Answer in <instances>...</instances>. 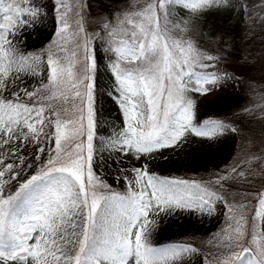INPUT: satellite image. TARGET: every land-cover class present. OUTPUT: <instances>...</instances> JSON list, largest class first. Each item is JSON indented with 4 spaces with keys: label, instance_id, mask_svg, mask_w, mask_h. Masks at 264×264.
Here are the masks:
<instances>
[{
    "label": "snow or ice",
    "instance_id": "obj_1",
    "mask_svg": "<svg viewBox=\"0 0 264 264\" xmlns=\"http://www.w3.org/2000/svg\"><path fill=\"white\" fill-rule=\"evenodd\" d=\"M49 2L55 31L29 50L23 31L48 15L46 5L0 0V264H192L203 243L155 246L161 223L178 212L212 215L217 203L228 209L227 227L207 243L223 259L204 257V264H242L235 249L247 253L253 245L249 264H264V190L251 218L245 203L237 218L222 195L227 181L254 170L246 175L235 163L195 181L157 175L145 163L124 175V193L95 171L109 145L129 158L155 159L191 135L236 131L223 119L200 117L191 98L236 79L215 70L218 58L191 38L196 19L229 0H134L92 33L83 0ZM97 41L113 77L108 88L95 83ZM113 97L123 126L106 139L99 113Z\"/></svg>",
    "mask_w": 264,
    "mask_h": 264
},
{
    "label": "rangeland",
    "instance_id": "obj_2",
    "mask_svg": "<svg viewBox=\"0 0 264 264\" xmlns=\"http://www.w3.org/2000/svg\"><path fill=\"white\" fill-rule=\"evenodd\" d=\"M247 3L246 11V27L236 34H231L229 23L220 22L219 27L215 31H207L204 35L203 43L200 41L203 49L207 50V53L217 57L215 62H211L214 65L215 70L233 71L237 75L238 79L235 83L237 89L236 93L240 91L237 101H231L226 109H223L222 105L218 106L220 110L215 118L223 119L226 123L232 124L236 128L237 142L232 150L231 158L225 159L220 167L211 165L203 168H199L198 171L191 172V176L197 180L204 178L215 179L212 176L213 173L226 174L229 171V166L235 163L239 164V171H244L246 175L250 171H255V176H248L247 179H240L237 181L229 180L225 183L222 190V195L228 200L234 208L236 217L239 218L240 209L238 205L245 203L248 205V212L246 216L251 218L255 214V209L259 208L257 204V194L259 191L264 190V170H262V161H264V0H243ZM85 4L84 12L87 15L88 23L86 24L87 31L89 33L99 32L100 24L107 20H112L114 15L113 11L109 10V7L113 8L115 12L120 8H126L128 0H83ZM103 5V8H93L96 4ZM110 5H106L109 4ZM107 8V12L104 14V9ZM105 10V11H106ZM100 11V12H99ZM213 11V10H212ZM204 14H208L210 26H217V22H212L214 19L208 10ZM214 14V13H213ZM212 16V17H211ZM219 18V17H218ZM98 21V20H101ZM98 21V22H97ZM219 21V20H218ZM224 23V25H222ZM45 39L42 42L45 45L49 40ZM239 46V50L235 52V46ZM232 46L233 49H232ZM236 46V47H237ZM42 47V46H41ZM235 48V49H234ZM238 57L240 59L238 60ZM226 59H229L226 61ZM232 59L242 62L238 66L230 64ZM238 64V63H237ZM99 70L95 76V83L98 87L108 88L111 83L108 78V71L105 65L98 62ZM231 65L233 67H227ZM229 71V74H230ZM237 71V72H236ZM224 89L227 94L228 89L225 88V83L220 87H215L211 92L201 95L199 93L191 94V98L196 102L198 111L203 104L215 102L216 96ZM228 103V102H227ZM241 103V104H240ZM240 105V106H239ZM249 109L250 111H245ZM200 112V111H199ZM214 110L208 111L207 116L214 117ZM230 112V113H229ZM229 113V116H227ZM99 117L103 120L105 125L109 126L112 132L115 129H119L123 126V116L118 104L115 102V97L105 105V109L100 111ZM203 118V117H202ZM207 140H202L201 137L194 135L189 136L186 143L180 149L173 151L171 149L162 150L163 155H157L155 159L151 157L147 159L136 160L135 158H129L126 153H117L111 149H106L103 152L104 161L103 164H110L111 169L116 177H124V175H131V169L133 167H142L145 163L148 165L150 172H155L158 161L163 160L165 169L161 171L166 172L168 169L171 173H177L175 169L182 168L183 171H188L190 167V161L197 155L198 149L205 144ZM209 145V142L207 146ZM207 147L204 145V149ZM164 157H167L165 159ZM121 169L129 170L127 173L121 172ZM191 170V169H189ZM160 172V170L157 169ZM105 172H101L98 176H103ZM105 182H108L104 179ZM223 206V207H222ZM219 206V211L222 212V223L213 229L210 234L203 235L201 242L203 247L201 248L200 257L202 264H204L203 258L208 257L209 261L214 257L223 259V255L217 253L216 248L213 245L208 244L215 234L220 233L221 229L227 227L226 213L227 207L222 204ZM215 207V206H214ZM216 209L213 212L216 213ZM212 214V215H213ZM200 216H202L199 213ZM198 215V216H199ZM208 217L207 213L203 214ZM259 223V222H258ZM195 234V233H194ZM193 234V235H194ZM211 249V251H209ZM255 245H253L247 253H242L239 248L235 249L242 257H248L254 254ZM248 255V256H247ZM231 259L235 260L236 257L232 256Z\"/></svg>",
    "mask_w": 264,
    "mask_h": 264
},
{
    "label": "trees",
    "instance_id": "obj_3",
    "mask_svg": "<svg viewBox=\"0 0 264 264\" xmlns=\"http://www.w3.org/2000/svg\"><path fill=\"white\" fill-rule=\"evenodd\" d=\"M37 3H43L46 5L48 9V15L39 23L35 24L32 27L27 28L23 31V38L25 43L27 44V47L29 50L33 48H40L43 46L42 42H44L45 39L52 38V34L55 31V23H54V13L52 11V3L49 2V0H36ZM7 3V0H6ZM134 3V0H128V5H132ZM96 4L93 8L100 9L103 8V5ZM106 5H110L106 4ZM230 5V6H229ZM24 7H28L29 5H23ZM100 6V8H99ZM105 8V7H104ZM107 8L104 9V14L107 12ZM106 10V11H105ZM109 10L111 12L113 11L114 15L112 16V20L114 21L115 17L118 13L122 12L124 8H120L117 10V12L114 11L113 8L109 7ZM213 10V11H212ZM246 11H247V3L243 0H229V3L222 7H216L213 9L208 10V13L211 14L213 17V23L217 22V26L213 27L210 26L208 14H204L203 16H199L198 19H196V25L197 30L192 32L191 38L196 42V44L199 46V48L207 53V50L203 49L201 46V42L206 43L203 41V38L205 37V33L208 31H215L216 28L219 27L218 24L220 22H226L231 25L229 27L231 34H236L237 32H241L246 27ZM100 12V11H99ZM178 13L180 16L185 17L187 16V10H178ZM214 13V14H213ZM211 16V17H212ZM219 17V18H218ZM219 20V21H218ZM102 22L101 20H98ZM97 21V22H98ZM2 22V20H0ZM103 23V22H102ZM222 23V25H224ZM102 25V24H100ZM101 31V27L99 28V32ZM103 34V33H102ZM96 47L98 52V62L102 65H105L108 73L109 82H112V74L110 72V69L107 67L108 65V58L103 56V52L100 50V42L97 41ZM237 46V45H236ZM235 46V52L239 50V46ZM234 46H232L233 49ZM238 49V50H237ZM240 57H238V60ZM229 59H226V61ZM236 59H232L230 64L233 66H238L242 64V62H238ZM215 62V61H212ZM238 63V64H237ZM231 65H227V67H233ZM230 71V70H229ZM229 71H227L229 73ZM235 71V70H233ZM233 71H230V76H234L236 79L228 80L225 82V88H230L227 91V94H225L224 89L216 96L215 102L212 103H206L200 106V117H206L208 115V111L214 110V118L217 115V113L220 111L218 110V106L222 105L223 109H226L224 107H227L229 103L233 101L239 100V97L235 95H239L240 91L236 93V85L237 82V75L233 73ZM237 72V71H236ZM26 83H36L35 80H29L26 78ZM228 102V103H227ZM241 104V103H240ZM240 106V105H239ZM230 113V112H229ZM229 113H227V116H229ZM210 116V115H209ZM226 122V121H225ZM229 124V123H228ZM232 128H235L232 124H229ZM110 127L103 124L102 128L99 130V135L104 136L106 139L111 135ZM236 129V128H235ZM237 134L236 131L232 132H226L222 134L219 138H202V140H207L203 146L196 147L198 151L196 152L197 155L194 156V158L190 161V167L189 170L183 171L182 168L175 169L177 173H171V170L168 169L166 172L161 171L164 168L165 162L163 160L158 161L156 171L155 173L160 176H167L169 178H180V179H187V180H195L199 181L191 176V172L198 171L199 168H203V165L206 167H210L211 165H216V167H220L224 162L225 159L231 158L232 150L236 145L237 140ZM209 142V145L207 146ZM204 145L207 147L204 149ZM107 149H111L110 145L107 147ZM30 158V157H29ZM10 162V161H7ZM160 170L159 171H157ZM97 175H99L102 171L105 172L103 176H100L103 180L106 179L112 189L115 191L124 193L127 189L126 181L122 177H116L113 173L110 164H101L98 165L95 169ZM223 203H217L215 205L216 213H214L212 216L208 217L206 215L200 216L199 213L196 212H178L176 215L166 218L161 223V230L157 234V239L155 242V246H160L161 244H167L174 241L184 240L186 242H192L195 244H198L201 241V238L203 235L210 234L213 229H216L218 225L222 223L223 217H221L222 212L219 211L220 207ZM223 207V206H222ZM199 215V216H198ZM216 226V227H215ZM195 233V234H194ZM194 234V235H193ZM248 256V255H247ZM254 254L243 257L242 264H249V261L253 260ZM192 264H202L200 255H197L193 257ZM237 264H241L240 261H237Z\"/></svg>",
    "mask_w": 264,
    "mask_h": 264
}]
</instances>
